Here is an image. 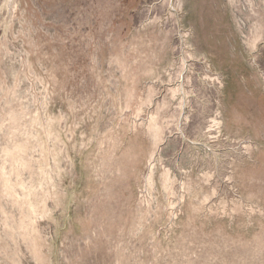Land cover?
I'll return each mask as SVG.
<instances>
[{
    "label": "rangeland",
    "instance_id": "1",
    "mask_svg": "<svg viewBox=\"0 0 264 264\" xmlns=\"http://www.w3.org/2000/svg\"><path fill=\"white\" fill-rule=\"evenodd\" d=\"M0 264H264V0H0Z\"/></svg>",
    "mask_w": 264,
    "mask_h": 264
},
{
    "label": "bare ground",
    "instance_id": "2",
    "mask_svg": "<svg viewBox=\"0 0 264 264\" xmlns=\"http://www.w3.org/2000/svg\"><path fill=\"white\" fill-rule=\"evenodd\" d=\"M171 9H172V8H171ZM171 16H172V15H171ZM178 30H179V29H178ZM179 32H180V31H179ZM179 36H180V35H179ZM179 40H180V39H179ZM179 52H180V51H179ZM184 54H185V53H184ZM184 57H185V55H184ZM182 59H183V58H182ZM183 62H184V61H183ZM182 64H183V63H182ZM183 68H184V67H183ZM181 69H182V68H181ZM186 69H187V67H186ZM181 71H182V70H181ZM178 73H179V71H178ZM177 75H178V74H177ZM180 77H181V76H180ZM176 78H178V77H176ZM187 81H188V80H187ZM181 82H182V81H181ZM187 85H188V84H187ZM181 86H182V85H181ZM176 87H177V86H176ZM170 88H171V87H170ZM180 88H181V87H180ZM180 88H179V89H180ZM171 89H172V88H171ZM174 89H176V88H174ZM182 90H183V89H182ZM169 91H171V90H169ZM172 91H173V90H172ZM174 91H175V90H174ZM183 91H184V90H183ZM183 91H182V92H183ZM178 92H179V91H178ZM182 92H181V90H180L181 95L183 94ZM170 93H171V92H170ZM172 94H173V93H172ZM175 94H176V93H175ZM175 94H174V96H175ZM187 94H188V93H187ZM173 98H175V97H173ZM179 98H180V97H179ZM183 98H184V97H183ZM183 98H182V99H183ZM186 98H187V97H186ZM176 100H177V99H176ZM183 100H184V99H183ZM178 102H179V101H178ZM179 103H180V102H179ZM182 104H183V103H182ZM177 105H178V104H177ZM183 106H184V105H183ZM182 109H183V108H182ZM180 114H181V113H180ZM183 115H184V114H183ZM180 123H181V122H180ZM180 128H181V127H180ZM177 130H178V129H177ZM181 131H182V129H181ZM180 135H181V133H180ZM181 137H182V136H181ZM194 144H195V143H194ZM215 151H216V150H215ZM216 152H217V151H216ZM213 154H214V153H213ZM217 154H218V153H217ZM211 155H212V154H211ZM213 156H214V155H213ZM216 160H218V159L216 158ZM217 162H218V161H217ZM217 162H216V163H217ZM219 165H220V164H219ZM218 172H219V171H218ZM218 174H219V173H218ZM219 181H220V180H219Z\"/></svg>",
    "mask_w": 264,
    "mask_h": 264
}]
</instances>
